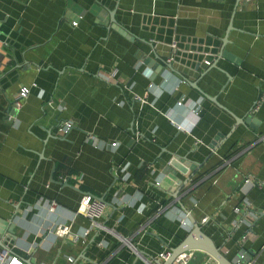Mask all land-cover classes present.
I'll return each mask as SVG.
<instances>
[{
	"label": "crops",
	"instance_id": "crops-1",
	"mask_svg": "<svg viewBox=\"0 0 264 264\" xmlns=\"http://www.w3.org/2000/svg\"><path fill=\"white\" fill-rule=\"evenodd\" d=\"M173 41L175 68L209 62L192 82L152 55ZM0 43L15 61L0 71V241L23 264H164L190 219L225 257L264 264V0H0ZM83 192L103 202L99 228L72 217ZM243 197L257 218L242 242ZM57 223L88 231L72 243Z\"/></svg>",
	"mask_w": 264,
	"mask_h": 264
},
{
	"label": "built area",
	"instance_id": "built-area-1",
	"mask_svg": "<svg viewBox=\"0 0 264 264\" xmlns=\"http://www.w3.org/2000/svg\"><path fill=\"white\" fill-rule=\"evenodd\" d=\"M72 26L75 25V21L70 23ZM173 46V44L171 45ZM204 64L209 65L208 61H204ZM110 77H113V72L108 73L106 76L103 77V80L106 82L110 81ZM29 92V88L26 86H21L17 91L15 98L12 102V107L14 110L19 109L22 106L23 101L27 97V94ZM134 99H137L139 102H144V100L140 97H137L133 95ZM262 98V95L258 96L253 103L250 106L249 112H253L259 105L260 99ZM176 104H180V101H177ZM12 116H8L7 119H9ZM171 122L178 128L182 129L180 123H174L172 120ZM12 123V122H11ZM71 127V123L69 121H64L62 125L59 126V130L62 134L67 133L69 128ZM258 140L264 141V135H260L257 138H255V142ZM113 145V144H110ZM223 164L227 163L228 160L223 159ZM219 168V167H218ZM73 179L75 182H79L78 175L74 174H62L59 176V179L62 182H65L67 179ZM249 183L252 182L251 178L246 177L245 179ZM156 184V183H155ZM56 204L54 201H48L45 205V208L49 212H53ZM103 202L98 199L97 197L91 195L88 192L81 193L77 206L75 210L72 211V217L75 216H82L86 218L91 226L94 227H101V225L98 222V219L102 215L103 211ZM233 212L236 215V218L232 221V226L237 225L238 223L244 222L246 227L242 235L239 237L240 241H245L246 239L250 238L252 236L251 227L253 223L256 221V214L252 210V205L248 199L243 197L235 206L232 208ZM71 217V218H72ZM205 218L202 219L204 221ZM52 233L55 236L58 237H65L68 241L75 243L79 240L80 236H84L85 233H87L88 230H84V232L81 235L70 233L68 230V227L64 224L57 223L52 228H50ZM121 242L125 245H127L130 249L135 250L134 246L129 242L127 239L121 238ZM2 243V242H1ZM3 244V243H2ZM169 254V250L163 251L158 256L159 258L165 259ZM237 261H239L238 264H243L242 262H245L244 264H256L257 259L256 256H249L243 251L238 252V254L235 256ZM192 259V250H187L179 253L170 264H187ZM0 264H23L12 252L9 248L6 246L4 248H0ZM198 264H216L214 260H212L209 256L205 255L204 259L201 260Z\"/></svg>",
	"mask_w": 264,
	"mask_h": 264
},
{
	"label": "water",
	"instance_id": "water-1",
	"mask_svg": "<svg viewBox=\"0 0 264 264\" xmlns=\"http://www.w3.org/2000/svg\"><path fill=\"white\" fill-rule=\"evenodd\" d=\"M237 1L238 0H235V2H237ZM109 22H110L111 28L116 27L115 21L113 18V12L109 13ZM116 28L119 29L120 33L126 34V32L123 31L122 29H120L119 27H116ZM228 28H230V27L228 26ZM172 44H173V46H171ZM150 47H151L152 55L162 63V65L164 66L165 69H168V70L178 69V68H175V65L172 63V62H174L173 56L175 55V51H176V43L174 41L168 45L150 43ZM7 50H8V48L4 47L0 43V55L2 56V59L0 61V71L3 70V68L5 67V65L7 63H9V61H11V60L14 61L10 52L9 51L7 52ZM204 67H205V65L203 63H194L190 68L187 67L188 69H185L184 67H179V69H178L179 71H176V73H177L178 77H180L182 79V81L192 82V81H194L195 78H197L201 74V72H198V69H201V71H202L204 69ZM15 68H16V66L11 68L10 70L15 69ZM8 71H9V69H8ZM8 116L9 115H7L6 118ZM243 123H247V121L243 120ZM181 161H182V159H181ZM183 161H185V159H183ZM172 162H173V164H175V163L180 164V165H178L180 167L177 168L180 172L183 173L187 170L184 167V165L183 166L181 165V162L179 163L177 160H173ZM185 163H187V161H185ZM194 167H195V165L191 164L189 169L193 170ZM185 213L187 214V216L189 218V214L187 213V211H185ZM190 222H191V228L189 229V231L187 232L185 237L176 246L169 249V254L164 259V261H165L164 264H170L171 261L179 253H181L183 251H187V250L202 251L207 256H209L212 260H214L216 262V264H238L239 263V261H237L235 256H234V258H231V259L225 257L222 254V252L213 244L211 239L201 231L200 226L197 223H195L194 221H191V219H190ZM9 232L11 233V230H9ZM4 247H5V245L2 244L0 241V248H4ZM150 260H153V259H148V261H146L147 262L146 264H159V262H158L159 259H156L154 261H150ZM242 263L244 264L245 262H242ZM27 264H30V263L27 262Z\"/></svg>",
	"mask_w": 264,
	"mask_h": 264
},
{
	"label": "trees",
	"instance_id": "trees-1",
	"mask_svg": "<svg viewBox=\"0 0 264 264\" xmlns=\"http://www.w3.org/2000/svg\"><path fill=\"white\" fill-rule=\"evenodd\" d=\"M66 173V172H65ZM66 174H68V173H66Z\"/></svg>",
	"mask_w": 264,
	"mask_h": 264
}]
</instances>
